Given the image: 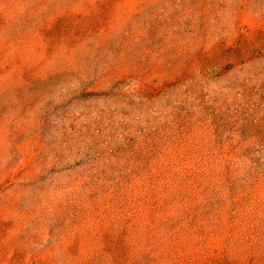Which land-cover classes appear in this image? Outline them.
<instances>
[{"label":"rangeland","instance_id":"374dc122","mask_svg":"<svg viewBox=\"0 0 264 264\" xmlns=\"http://www.w3.org/2000/svg\"><path fill=\"white\" fill-rule=\"evenodd\" d=\"M0 264H264V0H0Z\"/></svg>","mask_w":264,"mask_h":264}]
</instances>
